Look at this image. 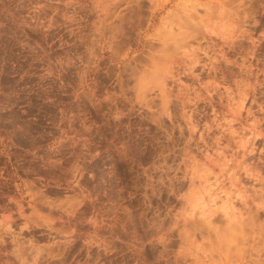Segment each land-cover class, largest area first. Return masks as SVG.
Here are the masks:
<instances>
[{
  "label": "rangeland",
  "instance_id": "rangeland-1",
  "mask_svg": "<svg viewBox=\"0 0 264 264\" xmlns=\"http://www.w3.org/2000/svg\"><path fill=\"white\" fill-rule=\"evenodd\" d=\"M0 264H264V0H0Z\"/></svg>",
  "mask_w": 264,
  "mask_h": 264
}]
</instances>
